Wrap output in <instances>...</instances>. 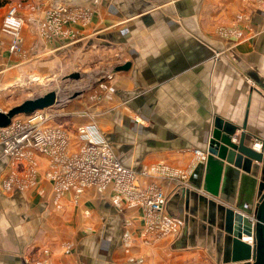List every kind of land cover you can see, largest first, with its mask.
Masks as SVG:
<instances>
[{"label": "crops", "instance_id": "crops-1", "mask_svg": "<svg viewBox=\"0 0 264 264\" xmlns=\"http://www.w3.org/2000/svg\"><path fill=\"white\" fill-rule=\"evenodd\" d=\"M21 1L19 53L0 31V111L17 104L15 89L97 69L106 79L97 100L82 104L80 122H94L123 165L188 169L200 190L142 177L164 190L166 211L181 223L175 235L147 240L142 208L126 206L111 186L56 198L43 157L32 184L7 190L3 182L17 169L0 145V264H221L223 209L253 211L259 175L226 162L220 176L209 174L194 149L208 154L215 116L237 127L245 119V131L262 137L263 8L245 11L254 0H66L90 8V18L53 26L45 12L61 0ZM227 28L237 35L219 32Z\"/></svg>", "mask_w": 264, "mask_h": 264}, {"label": "built area", "instance_id": "built-area-1", "mask_svg": "<svg viewBox=\"0 0 264 264\" xmlns=\"http://www.w3.org/2000/svg\"><path fill=\"white\" fill-rule=\"evenodd\" d=\"M98 1L93 0V3ZM261 1L264 5V0ZM250 5L255 7L254 2ZM25 7L22 1L12 3L0 19V31L10 37L11 53H19L22 48L25 22L22 10ZM90 14L91 9L88 7H71L68 1L61 0L47 7L45 18L51 25L59 26L69 20L88 21ZM219 32L222 35H237L234 28L221 29ZM54 116L43 108L16 115L7 125L0 127L2 154L17 169L3 182L7 190L32 184L39 166L37 158L43 157L44 176L52 184L56 198L67 190L79 195L87 187L111 186L116 195L124 199L126 206L142 208L143 235L148 237L147 240L156 241L179 231L180 221L165 209L167 195L164 190L155 183L143 184L140 179L159 174L168 179H177L188 189L200 190L189 180L188 169L172 168L161 162L136 171L121 163L94 122L80 123L75 135L71 136L67 129L53 121ZM194 154L195 162L206 160L205 152L194 149ZM19 169L22 170L21 174L18 173ZM246 240L253 243L252 238Z\"/></svg>", "mask_w": 264, "mask_h": 264}, {"label": "water", "instance_id": "water-1", "mask_svg": "<svg viewBox=\"0 0 264 264\" xmlns=\"http://www.w3.org/2000/svg\"><path fill=\"white\" fill-rule=\"evenodd\" d=\"M129 65L126 62L117 69H127ZM67 77L79 78V73L73 72ZM56 101V92L49 91L42 96L26 99L7 112L0 111V127L7 125L18 114L47 108ZM246 127L245 119L242 126L237 127L215 116L207 147L205 163L209 174L220 176L223 168H226L223 167L226 162L247 173L259 175V199L253 211L244 212L231 206L223 209L222 223L218 226L222 230L219 247L221 264H264V125L261 138L254 135L253 131H245ZM236 129L239 130L238 138L234 136ZM210 189L213 195L217 194L215 186ZM187 194L189 196L191 192ZM246 238H252L253 243H249Z\"/></svg>", "mask_w": 264, "mask_h": 264}, {"label": "rangeland", "instance_id": "rangeland-1", "mask_svg": "<svg viewBox=\"0 0 264 264\" xmlns=\"http://www.w3.org/2000/svg\"><path fill=\"white\" fill-rule=\"evenodd\" d=\"M19 1L21 0H10L8 5ZM253 2L255 7H258L257 9L263 7L264 10L261 0H254ZM246 5L245 11L247 8L251 10L255 8L250 3ZM75 72L79 73V78H69L67 77L69 74L66 77H62L59 74L56 77L40 79L39 82H34L26 91H24L25 88L15 89V94H12V100L16 98V105H19L26 99H33L49 91H55L57 102L46 109L55 114L53 119L55 123L62 125L65 129H69L72 136H74L77 125L81 123L80 111L83 108L82 106L86 102L92 104L97 100L96 96L99 92V86L106 79L105 76L103 78V75L97 69L86 70L83 73L80 70Z\"/></svg>", "mask_w": 264, "mask_h": 264}, {"label": "trees", "instance_id": "trees-1", "mask_svg": "<svg viewBox=\"0 0 264 264\" xmlns=\"http://www.w3.org/2000/svg\"><path fill=\"white\" fill-rule=\"evenodd\" d=\"M10 2V0H0V7L8 4Z\"/></svg>", "mask_w": 264, "mask_h": 264}]
</instances>
